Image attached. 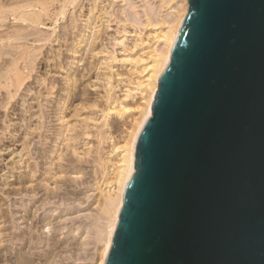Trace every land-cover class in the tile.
Masks as SVG:
<instances>
[{
  "label": "water",
  "instance_id": "1",
  "mask_svg": "<svg viewBox=\"0 0 264 264\" xmlns=\"http://www.w3.org/2000/svg\"><path fill=\"white\" fill-rule=\"evenodd\" d=\"M103 264H264V0H188Z\"/></svg>",
  "mask_w": 264,
  "mask_h": 264
},
{
  "label": "rangeland",
  "instance_id": "2",
  "mask_svg": "<svg viewBox=\"0 0 264 264\" xmlns=\"http://www.w3.org/2000/svg\"><path fill=\"white\" fill-rule=\"evenodd\" d=\"M108 1L109 0H104L101 4L106 5ZM116 1L117 0L113 3L114 6L109 8L110 11L116 6H119L120 3V7H129V4L125 3L129 0H125V2L124 0L123 2L120 0L119 5H115L118 4ZM130 1L136 3L138 6V8H136L139 11L142 10L144 4L149 2V4H152L154 8L158 10L160 16H164L168 13V15L171 16L175 13L173 11L174 1ZM101 4L99 5V8L101 7ZM82 5V8H76V15L78 16V21L81 23V27H83L82 23H85L87 17L93 14L94 22L90 26L87 24L85 33L86 36H88V41L91 39L90 35L97 37L92 51V53L97 54L93 56L91 54L84 56V53H82L83 49L76 54H72L71 51L66 50L67 44L65 41L67 38H61V40L53 43V48L55 50H57L58 47L60 48V52L64 56L63 62L67 61L68 64L57 70L53 65L48 66V64L52 63L51 60L50 62H46L42 59L38 66V74L41 73L43 75L46 71V77H52L51 79L54 78L56 80L55 85L59 86H62V84H65L66 82L63 77L66 75L65 72L67 69L74 70L77 68L81 74L78 82L80 86V94L73 97L69 104H63L61 102L58 105V103H56L58 105L56 106L57 109L59 108L60 110V115L63 113L64 118L62 120L59 119L58 114V116L53 115L54 113H51V116H46V118L43 119H30L31 128H34L39 121L43 123L46 135L49 136L51 134L50 138L52 137V132L56 131L61 132L64 135L63 138H66L67 136L69 140L67 142H64V140L61 139L49 141L50 139L45 136V133L40 137L38 130H35L27 140V148L25 149L24 145L21 146L22 141L19 140L14 145L11 141V134L7 133L8 130L6 132L4 131V133L0 128L3 132V134L0 133V264H15L17 258L22 255L33 257L37 252L41 254L49 247L50 242H53L54 240H57V245L60 246L56 245L53 255L49 258L48 262L43 259L44 257L41 260H38L36 256H34L35 260L32 264H96L99 251L98 248L100 247V239L98 238L97 231H99L98 229L101 227V222H103V220L101 221L99 218V214L100 216L102 215V210H100L102 208V205L100 206L102 201L101 195L106 194L107 192L111 195L114 194L115 185L113 183L107 185V181L112 180L115 171L113 163L117 161L121 154L120 150L111 151V145L117 142L118 145L123 144V137L128 128V123L131 122L132 115L135 116L138 114V110L133 108L128 110L126 115L123 116L114 115V113L112 114V111L110 112L111 114H109V119H111L108 123L110 124L108 126L104 124L107 105L109 103L106 89H108L110 83L103 78L101 74L103 72L101 70L102 68L98 69V67H102L105 62L110 64L109 58L110 56H114L115 59L111 62L112 74L110 81L111 84L113 83V86L116 85V87L111 90V93L113 94L112 96H116L115 98L119 97V100L122 102H142L143 98H141V96H143L144 93L142 95V93L139 92L140 90L136 88V82H139L141 75V81L146 79L147 71L140 75V73H138L140 70L138 68L140 67L137 66V70L134 69V67L130 66L131 64L128 61H125L124 58L129 56L133 59L138 57L145 59L150 55L149 52L152 49L160 47L161 41L159 40L158 35L160 30L159 25L154 27V24L153 26L144 27L146 21L141 12H139L141 15V18L139 17L140 21L139 23L137 22V25H139L138 27H141L139 28L141 31L137 30V26H134L136 27V30L134 31L131 24L124 23L122 25L121 23L120 25H122L124 29L126 28V31L124 30L125 32H122L123 27L119 26L120 28H118L117 26L119 23L116 24L115 21L110 20L107 22L106 17L100 16V18H97V15L100 12L99 10L96 9L90 14L89 8L91 7V0H83ZM128 7L126 9H131ZM114 15L115 14H112V16ZM102 22H104V25L108 26L103 27ZM114 37H119V39L125 37L123 40L125 42H123V44H114ZM70 41L71 40L69 39L68 42ZM84 43L85 42H83L82 45H84ZM71 45H77V41H74ZM74 55L77 57L71 59V56L73 57ZM82 57L86 58L80 60ZM78 59L79 61H77ZM46 80L48 81V79ZM34 86L37 87V84H33V87H31L28 93V98H30V95L35 89H37L34 88ZM47 86L49 87L50 84ZM40 87L41 86H39V88ZM127 89H131V93L129 96L125 97ZM41 91L45 93V88L43 87ZM26 92H28L27 89ZM59 92L63 93V91ZM44 95L45 96L42 98L55 97V93L52 95H46L45 93ZM66 98H70V94L66 96ZM115 104L116 103H112L111 107L115 106ZM51 108H48V112L51 111ZM44 109L47 110L46 107ZM15 116L16 115H14V117ZM16 122L20 124L22 123L23 127L25 126V123H23V121L21 122L20 119H11L8 122L11 125L10 128H13V125ZM1 123L2 122H0V124ZM11 133L17 134L16 131H12ZM102 133L108 135L107 140L105 139L103 141L101 139ZM3 142H5V145H8L7 149H5V145H2ZM43 149L51 150L48 151V154L46 153V155L37 157L38 151L43 153ZM98 153H100V158L102 159V166L97 162ZM63 158L67 159L64 160ZM68 159L73 165L70 164V162L67 164ZM58 164L61 165L63 169L68 168L65 165H69L70 168H68V170L71 169V166L74 167V165L77 169H74L73 173H70L69 170L68 173L70 174L68 177L64 176L63 173L65 172H62L59 175L57 173L56 176H54L55 174L53 172L58 170V167H56ZM46 170H49L51 174H44V171ZM104 176L106 177L105 180ZM29 177L32 178V181H29ZM21 180L23 182L22 184L20 183ZM55 180L56 182L59 181V183H56ZM59 185L60 188L58 187ZM64 187H66L68 191H71L68 193L70 196L72 195L71 198L66 194L64 190L66 188ZM51 188L55 191L53 194H50L49 198L45 193L50 191ZM52 190L50 192H52ZM56 193H58V196ZM47 216H49V218ZM28 217L30 219H28ZM45 219L46 221H53L50 225H46L47 228H42L40 226L45 224ZM30 225L33 226L31 230L28 228ZM94 226L97 227L94 228ZM30 232L32 233L30 234ZM24 234L27 237H29L28 234L31 236L36 235V239L41 237L42 240L43 238H46L47 240H43L44 242L42 241V243H36L34 239L33 244L29 241L24 244V241L21 242L20 240L22 236H25ZM53 238L54 240H52ZM34 247H36V249ZM24 251L26 252L24 253Z\"/></svg>",
  "mask_w": 264,
  "mask_h": 264
},
{
  "label": "bare ground",
  "instance_id": "3",
  "mask_svg": "<svg viewBox=\"0 0 264 264\" xmlns=\"http://www.w3.org/2000/svg\"><path fill=\"white\" fill-rule=\"evenodd\" d=\"M82 1L83 0H0V119H1L0 122H2L1 123L2 125L0 124V128L3 132L4 131L6 132L8 130L7 133L11 134V141L14 145L17 141L20 140L22 141L21 146L24 145L26 149L27 148L26 144L28 143L27 140L30 138V136L33 134L35 130H38L39 136L42 137L43 133H45L43 123L38 121V124H37L38 126L36 125L34 128L32 127L33 128L32 129L30 126L31 125L30 119H43V118H46V116L47 117L49 115L51 116V113H54L53 115L56 116L58 114L59 119L62 120L64 118L63 113L62 115H60L61 114L59 112L60 110L59 108L57 109L56 106H58L61 102L63 104L64 103L69 104V102L72 100L73 97L80 94L79 92L80 86L78 82L80 80L81 74L77 70V68L74 70H71L68 68L67 71L65 72L66 75L63 77L65 78L66 82L65 84H62V86L61 85L59 86V85H55L56 80L54 78L51 79L52 77L51 78L46 77V71L44 72L43 75L41 73L38 74V66L42 59L45 60L46 62H50L51 60L52 63L48 64V66L53 65L54 68L57 70L58 68L65 67V65L68 64L67 61L63 62L64 56L60 52V48L58 47L57 50L53 48V43L61 40V38L63 39L67 38L65 41L67 44L66 50L71 51L72 54H76L80 52L81 49H83L82 53H84V56H87L90 54L93 56L97 54V53L95 54L92 53L94 49V45H95V40L97 39V37L90 35L91 39L90 41H88L87 40L88 36H86V33H85L87 24H89L90 26L94 22L93 14L87 17L85 23H82L83 27H81V23L78 21L79 19H78V16L76 15V11H77L76 8L80 9L83 7ZM103 1L104 0H91V7L89 8L90 11L88 10L90 14L94 10L97 9L100 11L99 14L97 15V18H100L101 16V17H106L107 22L109 20L115 21L116 24L119 23L117 25L118 28H120L119 26L123 27L122 25L124 23H129L133 26L134 31H135L136 27L134 26H137V27L139 26L137 24L140 21L139 17L141 18V15L139 14V12H141V14L145 17V21H146V23H144L145 24L144 27L151 26V25L153 26L154 24H155L154 27H156V25H159L160 30L158 29L159 30L158 35H159V40L161 41L160 43L161 45L157 49L156 48L152 49L149 52L150 55L145 59L141 57L133 59L129 56H126L124 58L125 61H128L131 64L130 66L134 67V69L137 70L136 67L137 66L140 67L138 68L140 69L139 72L137 71L138 73H140V75L143 72L147 71L146 79H143L141 81L142 75L141 76L139 75L141 79L139 80V82H136V88H138L140 91L138 89L137 90L141 92L142 95L144 93V95L141 96V98H143L142 102L134 101V102L127 103V102L120 101L119 97L115 98L116 96L115 97L112 96L113 94L111 93V90L114 87H116V85L113 86V83L111 84V81H110L111 74H112L111 62H113L112 60L115 59L114 56H110L109 58L110 64L105 62L102 67L100 66L98 67V69L102 68L101 70L103 72L101 74L103 78L106 79L108 83H110L109 87L111 85L110 88L108 87L109 90L106 89L107 99H109V103L107 105V111L105 114L106 117L104 118V124H106L107 126L110 124L108 123V121L111 119V118L109 119V116H110L109 114H111L110 112L112 111H113L112 114L114 113V115L116 114L118 116L119 115L123 116V115H126L128 110L133 108V109L138 110V114L135 116L132 115V120L131 122L128 123V128L126 129L125 136L123 137V144L118 145L117 144L118 142H117L111 145V151L120 150L121 154L119 158L117 159V161L113 163V165L115 166V171L112 176V180L107 181V185L112 184V183L115 185L114 194L111 195L107 192L108 193V194L106 193L107 195L106 194L101 195L102 204L100 203V206L102 205L101 206L102 208L100 210H102V215L100 216L99 214V218L101 219V221L103 220V222H101L102 223L100 225L101 227L100 228L98 227L99 229L97 228L99 231H97L96 229V231L98 232V238L100 239V240L97 239L100 241V247L98 248L99 251H98L96 264H103L106 258V255H107L110 243H111V239H112V236H113V233H114V230H115L118 218H119L118 214L123 204L122 193H123L125 184L129 180L130 174L134 171V148H135L136 138L138 136L140 129L146 122V120L150 118L152 115L151 105L153 102V98L158 90V76L165 69L170 59V54L172 53L171 48L173 46V43L175 41V38L177 36L181 23L188 9V0H170V2L174 1L173 11L175 13L173 12L174 14H172L171 16L168 15L169 13L165 14L164 16H160V13L158 12V10L155 9L152 4H149V2L144 4L142 7V10L139 11L137 9L138 6L136 5L135 2H132L130 0L125 2L124 0V2L126 4H129V7L131 8L128 10L126 9L128 6L126 8L123 6L120 7L121 6V3L119 5L120 0L119 1L117 0L118 2L116 1V3L118 4H115V5H119V6H116L115 8H113L112 11H110L109 8L111 6H114L113 3L115 2V0H109L106 3V5L101 4ZM100 4H101V7L99 8ZM111 12L112 14H115V15L112 16ZM121 23L122 25H120ZM102 24H103V27L108 26V25H104V22H102ZM161 26L162 27L164 26L163 27L164 30ZM139 28L141 27H138L137 30L141 31V29L139 30ZM125 29L123 27V31L122 29L121 31L125 32L126 31ZM124 38L123 39L120 38L121 39L120 40L119 37H114L113 43L123 44V42H125L123 41ZM69 39L71 40L70 42H68ZM74 41H77V45L72 46L71 44ZM83 42H85L84 45H82ZM76 57H77L76 55H74L73 57L71 56V59L72 58L75 59ZM85 58L86 57H82L80 58V60H83ZM77 61H79V59ZM46 79H48V81L50 79V81L48 82ZM33 84H37V87L34 86V88H37V89H35L34 92L30 95V98H28V95H29L28 93L31 87H33ZM48 84H50L49 87L47 86ZM39 86L41 87L39 88ZM43 87L45 88L46 95H52L55 93V97L42 98L43 96H45L44 95L45 93L41 91ZM26 89L28 92H26ZM59 91H63V93H60ZM130 93H131V89H127L125 92V97L129 96ZM67 94L68 95L70 94V98H66V96H68ZM56 103H58V105ZM112 103H116L115 106L111 107ZM45 107L47 108V110L44 109ZM49 107L50 108L52 107L50 109L51 110L50 112H48ZM14 115L16 116L14 117ZM11 119H20L21 122L23 121V123H25L24 124L25 126L23 127L22 123L20 124L16 122L14 123L13 128L12 127L10 128L11 125L8 122ZM2 131L0 133L3 134ZM12 131H16L17 134H13L14 132L11 133ZM50 135L47 136L45 133V136L50 139L49 141L61 139V140H64V142L65 141L67 142L69 140L67 136L66 138H63L64 135L61 132H56V131L52 132L51 138H50ZM101 135H102L101 139L103 141L105 139L107 140L108 135L103 134V133ZM2 145H5V142H3ZM7 148H8V145H5V149ZM43 150H44L43 153H40V151H38L37 157H41V155L42 156L46 155V153L48 154V151H50L51 149L49 150L43 149ZM69 159H68L67 164H69V162L70 164H72L70 161L71 159L70 160ZM97 162L100 164V166L103 165L102 159L100 158V153L97 154ZM65 166L70 168L69 165H65ZM56 167H58L57 168L58 170L53 172L55 174L54 176H56L57 173L59 175L60 173L65 172L63 173L64 176L68 177L70 173L74 172V169H77L75 165L74 167L71 166V169H69L70 173H68L69 171L68 168L63 169L62 166L59 164ZM48 173H50L49 170L44 171V174H48ZM28 179L29 181H32L31 177H29ZM105 179L106 177L104 176V180ZM20 183L21 184L23 183L22 180ZM56 183H59V181H57ZM58 187L60 188V185ZM64 190L66 194L71 192L70 190L68 191L67 188ZM50 191H47L45 193L47 194L48 197L50 196L51 193L53 194L55 190L54 191L52 190V192ZM56 194L58 196V193ZM29 217L28 219H30ZM47 217L49 218V216ZM52 221H46L45 224L41 225L40 227L47 228L48 224L50 225ZM95 227L97 226H94V228ZM28 228L31 230L33 226L30 225ZM31 233L32 232H30V234ZM25 236H22L20 238L21 242L24 241V244L25 242L27 243V241L32 242L33 244L34 239L36 243L37 242L42 243V241L46 239V238H43L42 240L41 237H38L36 239L35 237L36 235L31 236L28 234L29 237L27 236L25 237ZM52 240H54V238ZM40 245H43V244H40ZM56 245H57V240H54L53 242H50L49 247L45 249L43 253L39 254L37 252L34 254V256H36L38 260H41L44 257L43 259L48 262L49 258L53 255V251L56 248ZM57 246H60V245H57ZM36 247L34 248L36 249ZM25 252L26 251H24V253ZM34 256L29 257V256L22 255L19 258H17V260L15 261V264H32L35 260Z\"/></svg>",
  "mask_w": 264,
  "mask_h": 264
}]
</instances>
